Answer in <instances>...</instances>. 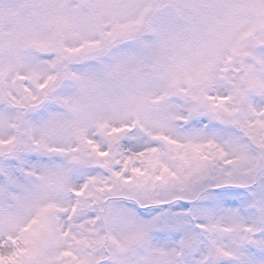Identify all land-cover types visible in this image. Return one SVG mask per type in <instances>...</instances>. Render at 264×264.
Returning <instances> with one entry per match:
<instances>
[{
    "label": "snow or ice",
    "instance_id": "obj_1",
    "mask_svg": "<svg viewBox=\"0 0 264 264\" xmlns=\"http://www.w3.org/2000/svg\"><path fill=\"white\" fill-rule=\"evenodd\" d=\"M0 264H264V0H0Z\"/></svg>",
    "mask_w": 264,
    "mask_h": 264
}]
</instances>
